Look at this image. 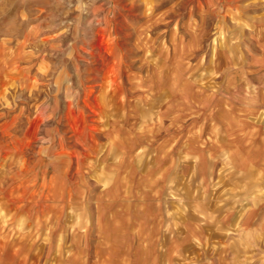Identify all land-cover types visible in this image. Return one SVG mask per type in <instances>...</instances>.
I'll return each mask as SVG.
<instances>
[{
  "label": "rangeland",
  "instance_id": "obj_1",
  "mask_svg": "<svg viewBox=\"0 0 264 264\" xmlns=\"http://www.w3.org/2000/svg\"><path fill=\"white\" fill-rule=\"evenodd\" d=\"M187 141L208 180L123 199L204 232L182 264H264L257 234L216 242L264 222V0H0V264H134L105 254L97 206Z\"/></svg>",
  "mask_w": 264,
  "mask_h": 264
},
{
  "label": "crops",
  "instance_id": "obj_2",
  "mask_svg": "<svg viewBox=\"0 0 264 264\" xmlns=\"http://www.w3.org/2000/svg\"><path fill=\"white\" fill-rule=\"evenodd\" d=\"M207 144L208 143H205L204 148L200 149V152L197 150L193 152L190 149L191 145L188 141L183 145L170 142L166 148L162 146L161 151L164 152L168 150V154L170 155V153H173V156H168V158L165 159L159 155L156 158L157 163L154 166V170L149 171V173H114L112 178L114 188L111 191L112 195L120 199L117 200L116 203L110 201L109 203H101L100 206L98 205V215L95 216L93 226L97 229L98 234L101 235L100 243L106 246L104 247L105 254L108 249V251L116 249L119 251L117 254L119 258H116L121 262H127L129 260L130 262H135L134 264H171V262H174L173 264H182L183 261H187L188 257H186V254L193 245L207 242L204 232H199V235H197L196 232L190 231L191 229L195 231V227H197L191 222H186V224L181 221L162 222L159 214V201L155 202L153 200L152 210L146 206H140V204L134 206L131 202H127L128 199H123V197L129 196L130 194L133 196L134 194H132L133 192L131 193V191L129 192V189L123 188L124 186L118 182L128 179L145 181L149 177L154 181L152 190L159 194L161 181H186L191 178V175L192 177H197L195 179L199 181L208 180V174L205 175L201 172V165L206 158H204V152L202 150L205 149ZM214 149L219 150L220 147L216 146ZM208 150L209 149H205V152L208 153ZM164 163L167 164V171H163ZM195 163L199 165L200 171L199 173L192 174L191 168ZM133 165H135L134 168L137 169L138 161H136V163L134 162L132 167ZM135 196L136 195H134V197ZM157 209L159 211H157ZM253 214L254 210L247 211L246 218L239 223L233 221L230 222V224L227 223L224 225L223 221L217 222L218 233H216V242L221 247V251L225 244L224 235L227 232H225L224 229L229 228L237 227L238 229L244 230L243 236L246 237L251 234H257L264 243V222L254 221ZM89 222L90 221L85 222V219H83L82 223L84 224L79 225L81 228H86ZM75 227H77V225ZM178 227L179 229L183 228L180 230L184 231H170V229H178ZM88 228L90 229L91 226H88ZM162 229L163 231H161ZM186 229L189 231L186 232ZM129 245L132 246L130 249ZM150 245L163 246L160 259L156 258V254L154 253L155 248H149ZM131 248L133 249L131 250ZM157 250L159 251V249ZM107 257L108 256L105 257V260L109 259ZM218 258L220 257L217 256L216 259L218 260ZM95 264H97V261Z\"/></svg>",
  "mask_w": 264,
  "mask_h": 264
}]
</instances>
